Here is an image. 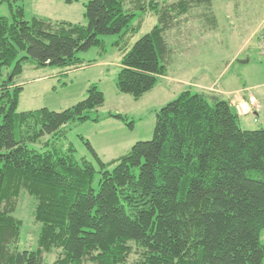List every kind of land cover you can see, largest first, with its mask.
<instances>
[{
    "label": "trees",
    "instance_id": "trees-1",
    "mask_svg": "<svg viewBox=\"0 0 264 264\" xmlns=\"http://www.w3.org/2000/svg\"><path fill=\"white\" fill-rule=\"evenodd\" d=\"M80 1L87 25L27 21L24 0H0L12 12L0 16V264H49L53 254V264H127L133 254L136 264H264V129H243L234 105L214 91L182 92L157 113L154 139L113 161L86 142L99 170L61 147L64 127L104 120L97 86L62 112H18L27 64L85 68L93 63L80 54L98 48L104 56V37L119 36L117 88L139 101L168 75V33L191 18L217 26L214 0L66 2ZM149 12L158 24L127 50ZM108 118L134 127L127 116ZM46 136L48 151L29 147ZM23 194L34 202V251L19 249Z\"/></svg>",
    "mask_w": 264,
    "mask_h": 264
},
{
    "label": "rangeland",
    "instance_id": "rangeland-1",
    "mask_svg": "<svg viewBox=\"0 0 264 264\" xmlns=\"http://www.w3.org/2000/svg\"><path fill=\"white\" fill-rule=\"evenodd\" d=\"M66 1L24 0L25 19L31 21L33 18H40L87 25L84 1L74 4ZM213 10L217 17V26L213 31L208 29L210 25L207 21H195L191 18L188 22L182 21L174 31L167 34L174 49L168 75L139 101L130 95L121 94L117 88L123 52L113 46L119 36H109L104 37L108 44V52L104 56H101L98 48L79 55L86 63H93L88 67L65 71L57 67L37 69L32 64H27L23 75L17 79L24 88L18 112L41 109L62 112L83 101L88 89L97 86L106 99L104 107L99 111L104 120L64 127L63 130L68 131V140L61 143V147L64 151L73 147L78 160L86 159L99 170L86 142L91 143L104 162L120 158L135 144L152 141L157 113L186 90L202 91L197 84L208 87L219 79L225 81L233 78L241 85L257 86L261 97H264V89L260 88L264 84V56L259 50L258 41L264 28V0H214ZM0 16L11 18L9 5L0 6ZM145 17L142 29L135 33L127 50L158 24V19L152 13L149 12ZM139 20L140 18L135 24ZM110 114L127 116L129 122H134V127L108 118ZM254 118V115L241 116V126L245 121L255 124ZM260 120L255 130L264 129V115ZM52 141L53 137L46 136L40 143L29 147L46 152L48 148L45 145ZM100 179L101 176L98 175L94 183L96 190ZM33 210V199L23 194L17 213L24 222L19 244L21 251H34L38 248ZM261 241L264 244V231ZM56 260V254L46 256L49 264ZM137 260V255L133 254L127 264H136Z\"/></svg>",
    "mask_w": 264,
    "mask_h": 264
},
{
    "label": "crops",
    "instance_id": "crops-1",
    "mask_svg": "<svg viewBox=\"0 0 264 264\" xmlns=\"http://www.w3.org/2000/svg\"><path fill=\"white\" fill-rule=\"evenodd\" d=\"M264 25V23H263ZM261 25V27L263 26ZM259 31V30H258ZM166 77L163 78V80ZM177 80V79H175ZM221 83V84H220ZM21 85V84H19ZM200 86V92H206L209 93V91H214L216 95L221 97L223 100L229 101L231 105L234 104V98L237 94H241L244 99L248 100L250 96H253L255 99H257L260 103V108L255 112L254 114V123L251 124L250 121H245V123L242 124V128L245 130H255L257 128L256 125L260 124L261 120L260 117L264 115V97H261L260 93L258 92V87H247L246 85H241L238 83L235 79H227L223 81L222 79L219 81H216L212 86ZM220 87V89L218 88ZM260 88L264 89V84L260 86ZM262 119V118H261Z\"/></svg>",
    "mask_w": 264,
    "mask_h": 264
},
{
    "label": "built area",
    "instance_id": "built-area-1",
    "mask_svg": "<svg viewBox=\"0 0 264 264\" xmlns=\"http://www.w3.org/2000/svg\"><path fill=\"white\" fill-rule=\"evenodd\" d=\"M259 50L264 56V28H262L259 38ZM234 107L236 108L240 116L254 115L260 108V103L253 96H250L248 100L244 99L241 94H237L234 98Z\"/></svg>",
    "mask_w": 264,
    "mask_h": 264
}]
</instances>
